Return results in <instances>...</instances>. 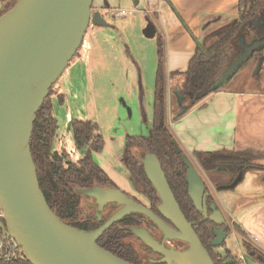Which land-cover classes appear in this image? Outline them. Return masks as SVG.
Segmentation results:
<instances>
[{
	"label": "water",
	"instance_id": "95a60500",
	"mask_svg": "<svg viewBox=\"0 0 264 264\" xmlns=\"http://www.w3.org/2000/svg\"><path fill=\"white\" fill-rule=\"evenodd\" d=\"M93 6L94 0H18L0 16V204L9 235L23 248L31 264H131L102 248L98 240L126 216L143 214L157 225L163 239L159 241L145 228L130 231L161 256L160 262L215 264L196 227L204 221L216 224L211 245L222 248L228 238V222L216 203L211 204L209 213L206 183L185 154L182 159L187 167L189 197L203 215L200 222L186 219L153 154H147L143 164L161 200L160 216L118 188L78 190L95 200L99 220L108 204L120 206L101 227L87 232L64 223L41 190L31 152L34 122L50 90L81 49L90 27H111ZM2 8L0 2V12ZM240 44L239 57L212 87L213 91L233 78L252 54L264 47V38L249 44L242 36ZM179 96L184 102L181 92ZM186 110L185 105L180 114ZM176 149L182 153L179 146ZM175 241L186 243L187 248L167 246Z\"/></svg>",
	"mask_w": 264,
	"mask_h": 264
},
{
	"label": "trees",
	"instance_id": "16d2710c",
	"mask_svg": "<svg viewBox=\"0 0 264 264\" xmlns=\"http://www.w3.org/2000/svg\"><path fill=\"white\" fill-rule=\"evenodd\" d=\"M17 1L0 0L3 3L0 16L9 12ZM238 6V18L227 27L211 33L204 41L196 39L181 20L196 42L195 54L184 73L168 74L164 40L157 30L154 29L151 32L152 36L157 38L158 49L152 117L153 132L149 136H128L126 138L124 163L134 186L149 200V208L159 216L158 206L161 200L149 181L143 164V159L147 154H153L159 159L170 188L189 222H200L203 220V215L197 211L189 197L187 167L182 159V154L187 155L193 162L206 183V191L210 193L207 200L210 214L212 213L211 204L216 203V200L209 184L216 191L234 190L244 182L248 173L264 172V164L261 163L264 161V153L261 152L221 150L187 154L169 123L168 84L175 77L183 78L181 91L184 104L187 106L186 112L210 94L229 86L244 67L254 60L257 61V67L260 62L262 63L260 70L255 73V80L259 81L264 65V47L255 51L233 78L217 90H212L216 82L239 57L242 50L240 38L243 36L245 42L249 44L264 38V0H239ZM256 86V89H260L258 85ZM52 89L37 113L31 138V152L37 168L39 184L50 208L64 223L79 230L93 231L101 227L120 209L116 203L108 204L101 213L102 220H99L98 206L95 200L78 192V190L92 189L97 186L105 189L118 188L94 159L95 154L104 150L105 140L100 133L98 123L91 120L73 119L70 122V130L81 158L74 162L66 150H54L59 123L54 114ZM140 89L143 103L144 93L141 82ZM60 103H64V96H60ZM141 108L143 121L146 122V111L143 105ZM185 113L177 114L174 111L172 120H178ZM177 146L181 148L182 153H178ZM221 176H226L227 180L221 181V179H225ZM236 182L237 184L234 185ZM130 197L140 203L134 197ZM228 226L227 233L230 235L232 228L230 224ZM130 228H145L151 235H153L152 229L160 231L147 216L130 214L104 233L98 240V244L116 257L131 264H166L160 262L161 256L136 237ZM217 228L216 224L211 221H204L196 227V233L214 263L241 264L238 257L228 249L224 248V253H220L212 247L211 242L215 238ZM137 242L140 247L136 246ZM175 244L179 249L187 248V244L184 242L175 241ZM244 246L248 256L264 264V252L249 241H244ZM0 264L31 263L27 260L25 262H0Z\"/></svg>",
	"mask_w": 264,
	"mask_h": 264
},
{
	"label": "crops",
	"instance_id": "0c3cea01",
	"mask_svg": "<svg viewBox=\"0 0 264 264\" xmlns=\"http://www.w3.org/2000/svg\"><path fill=\"white\" fill-rule=\"evenodd\" d=\"M122 2L123 0H104L103 3L99 4L94 1L93 7L94 11L100 12L110 24V17L112 19L118 18L121 21L130 19L131 13L129 10H126L129 12L128 18L120 14L121 10H125L121 8ZM139 2L140 0H138L137 4ZM150 3L157 6L151 5L152 7L147 14L150 11L156 15L160 14L159 18L162 23L163 34L158 30L157 32L165 43L166 69L168 74L186 72L189 62L196 51V42L181 20L187 25L196 39L204 41L211 33L227 27L239 16V0H153ZM131 12L133 13L134 11ZM212 26H215V28H211ZM92 31V43L90 44L91 58H89L90 54H88L86 60H78L75 64L78 65L80 62L85 63L87 82L89 80L88 65L90 66L93 61V55H96L94 57L95 63H100L101 60L110 58L111 53L122 52V44L120 42H123L125 49H127L128 45L125 44L123 38L127 35L129 38L136 36L135 33L126 31V27L117 31L113 25L111 27H94ZM117 32L120 34L119 37L121 39L117 38ZM154 38L157 43V38ZM95 49L97 54H92ZM156 51L157 63L155 62L153 65L152 73L155 70L157 72L158 68V49ZM240 73L243 72L241 71ZM255 73H253V78L256 76ZM239 74L229 86L219 92L210 94L176 121L170 119V113L171 111L172 113L175 111V113L180 114L183 106H185L179 96V92L182 93L181 83L183 78L175 77L172 81H169V123L187 154L221 150H249L264 153V88L262 90H242L238 88L241 84V75ZM73 80L68 82L67 85L69 93L71 85L73 86L75 83ZM70 95L72 94L70 93ZM74 97L76 99L81 98L82 94L78 93ZM84 104L80 102L77 105L83 108L86 107L83 109V112L86 113L88 108ZM54 114L58 119L59 128L65 124L66 133L70 134V137L73 138L72 132L68 128L75 112H68V122H65V116L61 117V119L58 117L55 105ZM74 119L90 120V116L88 113V116H75ZM261 163L264 164V161ZM248 174L244 182L238 187L245 185L247 182L249 183L251 176ZM218 198V202H221L224 207H228V201L220 193L218 194ZM255 199L258 200L253 205L246 208V210H242L245 208V204H250ZM216 204L218 206L217 202ZM218 209L223 213V210L219 206ZM229 216L231 217V223H229V220L224 215L232 228V233L228 235L225 241V249L231 251L240 261L243 258L244 262H241L242 264H262L247 255L244 241H249L264 252L263 243H254L257 242V237L261 238L260 234H264V193L256 197H251L247 193L246 197L237 204L235 212L233 211ZM235 224L239 225L243 234H237ZM228 240L229 242H227ZM235 249L238 250V253H236Z\"/></svg>",
	"mask_w": 264,
	"mask_h": 264
},
{
	"label": "rangeland",
	"instance_id": "374dc122",
	"mask_svg": "<svg viewBox=\"0 0 264 264\" xmlns=\"http://www.w3.org/2000/svg\"><path fill=\"white\" fill-rule=\"evenodd\" d=\"M94 1L101 4L104 0ZM151 5L157 6L156 4H151L149 0H140L139 4H136L135 0H123L121 8L130 11V19L121 21L118 18H114V20L110 17L109 20L110 24L112 23L111 25L116 27L117 31L126 27V31L136 34L135 37L129 38L127 35L123 38L125 44L128 45L127 49H125L124 43L120 42L122 44V52L111 53L110 58H105L100 63H95L94 57L96 55H93V61L90 66L88 65L89 80L87 82L85 63L80 62L78 65H75L78 60H86L87 58V54L81 48L82 50L80 49L78 55L72 60L64 76L52 89L53 104L60 119L65 116V122H68V112L74 111L75 114L72 120L75 116L81 117L83 115L84 117L88 116L89 113L90 120L99 124L100 133L105 140V147L101 153L94 155L95 161L115 181L118 189L134 197L147 207L150 206V202L134 186L130 173L124 163V152L128 136H149L153 132L152 117L156 70L152 73V67L156 62L157 43L151 32L155 29L163 34V28L159 18L160 14L156 15L151 11L147 14L152 7ZM131 11L134 12L132 13ZM93 28L94 26H91L86 35V40L89 44L92 43ZM211 28H215V26ZM117 35V38H120L118 32ZM92 54H97L96 49ZM89 58H91V54ZM256 67L257 61L255 60L244 67L243 73L239 74L241 75V84L238 88L253 90L257 88L256 85L261 90L264 88V66L258 82L255 80L256 77L253 78ZM72 79H74L75 83L70 87V93L72 94L70 95L67 85ZM140 82L144 93L143 103L141 101ZM57 85L58 87H56ZM78 93H81L82 97L76 99L74 96L78 95ZM60 96H64V103H60ZM80 102L85 103L84 105L87 106L86 113L83 112V109L86 107L83 108L77 105ZM142 105L147 114L146 122L142 118ZM172 115L173 113L171 112L170 119H172ZM66 131L65 124H63L57 132L54 150L72 151L74 148V159H70L76 162L77 156L81 158V154L77 150L73 138ZM248 175L251 176V178L248 177L249 183L247 182L245 185L237 187L234 190L216 191L209 184L218 206L223 210L229 223H231L230 213L235 212L237 204L246 197L247 193L251 197L260 196V194L264 193V172H253ZM222 178L225 179H221V181L227 180L226 176ZM206 180L208 181L207 178ZM219 193L228 201V207H224L221 202H218ZM257 200L255 199L250 204H245V208L242 210H246ZM235 230L237 234H243L238 224L235 226ZM152 233L156 236L161 235V232L155 229H152ZM260 236L261 238L257 237L258 240L254 243L264 244V234H260ZM169 244H173L177 248L175 243L171 242ZM224 245L222 248H216V252L224 253ZM136 246L140 247V244L137 242ZM180 250L182 249L180 248ZM235 251L238 253L237 249Z\"/></svg>",
	"mask_w": 264,
	"mask_h": 264
},
{
	"label": "built area",
	"instance_id": "2783aa9c",
	"mask_svg": "<svg viewBox=\"0 0 264 264\" xmlns=\"http://www.w3.org/2000/svg\"><path fill=\"white\" fill-rule=\"evenodd\" d=\"M150 2H153V0H150ZM120 14H122L123 17L125 16L128 18L129 12L126 10H121ZM81 48L88 56L91 50V45L87 42L86 38ZM56 87H58V85ZM67 151L69 156L74 159L75 149L73 148L72 151ZM79 159V156H77L76 161ZM27 260L29 259L23 248L14 238L10 237L9 235L6 225L5 212L0 204V262H25ZM241 262H244L243 258H241Z\"/></svg>",
	"mask_w": 264,
	"mask_h": 264
},
{
	"label": "flooded vegetation",
	"instance_id": "af4514ba",
	"mask_svg": "<svg viewBox=\"0 0 264 264\" xmlns=\"http://www.w3.org/2000/svg\"><path fill=\"white\" fill-rule=\"evenodd\" d=\"M161 232V231H160ZM153 235H154V237L156 238V239H158L159 241H161L162 239H163V234H162V232H161V235L160 236H156L154 233H153ZM173 243H175V242H173ZM167 246L168 247H170V246H175V245H173V244H168L167 243ZM178 249V248H177Z\"/></svg>",
	"mask_w": 264,
	"mask_h": 264
}]
</instances>
